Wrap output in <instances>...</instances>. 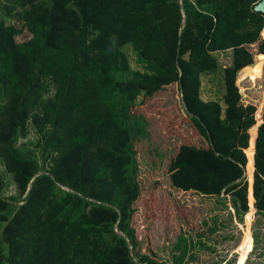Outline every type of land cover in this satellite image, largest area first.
I'll return each instance as SVG.
<instances>
[{
  "label": "trees",
  "instance_id": "1",
  "mask_svg": "<svg viewBox=\"0 0 264 264\" xmlns=\"http://www.w3.org/2000/svg\"><path fill=\"white\" fill-rule=\"evenodd\" d=\"M260 1L0 0V164L16 188L3 198L0 176V264H164L137 252L131 227L143 130L132 109L172 84L205 147L178 148L170 184L227 196L244 217L234 264L246 263L264 217V103L243 106L235 80L242 69L243 90L262 75ZM203 76L218 100L201 98ZM30 128L36 141L19 146Z\"/></svg>",
  "mask_w": 264,
  "mask_h": 264
},
{
  "label": "rangeland",
  "instance_id": "2",
  "mask_svg": "<svg viewBox=\"0 0 264 264\" xmlns=\"http://www.w3.org/2000/svg\"><path fill=\"white\" fill-rule=\"evenodd\" d=\"M6 23L20 26L17 19L7 20ZM28 36L25 32L17 40L23 41ZM260 38L264 39V35L260 34ZM247 47L253 55L254 65L260 55L257 53V44ZM124 51L130 66L136 69L133 51L128 46ZM214 55L221 68L230 63L229 51L216 52ZM18 64L22 66L23 62ZM240 71L235 80L240 103L243 106L252 104L257 110L262 100L264 103V68L252 88L244 83L243 90L238 85ZM201 81L202 99L218 100L221 90L216 78L203 76ZM44 85L53 91L50 82ZM263 109L264 104L261 117ZM132 113L141 117L143 127L142 134L133 143L135 177L140 188L131 220L139 244L137 252L164 264H234L237 257L234 251L240 242L238 226L243 223L244 217L240 219L223 194L221 197H207L192 191L182 192L170 184L168 169L178 148L181 145L205 147L204 140L183 111L177 86L172 84L153 97L144 99L142 104L132 109ZM35 141L36 135L30 128L27 138L19 140L18 145H31ZM0 176L6 184L1 196L6 199L16 197L12 179L1 164ZM245 178L248 194L251 184L247 176ZM250 228L253 249L245 264H264V217L255 214ZM183 249H186L185 256L181 254Z\"/></svg>",
  "mask_w": 264,
  "mask_h": 264
},
{
  "label": "water",
  "instance_id": "3",
  "mask_svg": "<svg viewBox=\"0 0 264 264\" xmlns=\"http://www.w3.org/2000/svg\"><path fill=\"white\" fill-rule=\"evenodd\" d=\"M254 11L264 14V0L255 5Z\"/></svg>",
  "mask_w": 264,
  "mask_h": 264
},
{
  "label": "crops",
  "instance_id": "4",
  "mask_svg": "<svg viewBox=\"0 0 264 264\" xmlns=\"http://www.w3.org/2000/svg\"><path fill=\"white\" fill-rule=\"evenodd\" d=\"M215 54H216V53H215ZM229 59H230V58H229ZM229 64H230V63H229ZM229 64H228V65H229ZM228 65H227V66H228ZM223 67H224V66H223ZM201 98H202V96H201ZM208 100H211V99H208ZM208 100H204V101H208Z\"/></svg>",
  "mask_w": 264,
  "mask_h": 264
},
{
  "label": "clouds",
  "instance_id": "5",
  "mask_svg": "<svg viewBox=\"0 0 264 264\" xmlns=\"http://www.w3.org/2000/svg\"><path fill=\"white\" fill-rule=\"evenodd\" d=\"M245 176H246V173H245ZM253 180V179H252Z\"/></svg>",
  "mask_w": 264,
  "mask_h": 264
}]
</instances>
